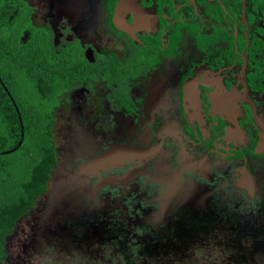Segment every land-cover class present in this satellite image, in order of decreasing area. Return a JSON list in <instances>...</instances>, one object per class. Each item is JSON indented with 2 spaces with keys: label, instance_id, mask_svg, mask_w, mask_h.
Listing matches in <instances>:
<instances>
[{
  "label": "flooded vegetation",
  "instance_id": "1",
  "mask_svg": "<svg viewBox=\"0 0 264 264\" xmlns=\"http://www.w3.org/2000/svg\"><path fill=\"white\" fill-rule=\"evenodd\" d=\"M12 4L41 54L0 65L35 75L58 157L30 227L105 264H264V0Z\"/></svg>",
  "mask_w": 264,
  "mask_h": 264
},
{
  "label": "trees",
  "instance_id": "2",
  "mask_svg": "<svg viewBox=\"0 0 264 264\" xmlns=\"http://www.w3.org/2000/svg\"><path fill=\"white\" fill-rule=\"evenodd\" d=\"M12 1L0 0V9L13 6ZM6 15L0 14V46L4 49L0 55L6 57L7 62L17 56L30 55L35 60L36 68L42 44L36 34L23 41L25 25L20 19L10 25H1ZM7 62L0 65V72L4 74V77L0 74L3 84L2 88L0 86V93H3L0 95V152L19 144L23 128L24 138L15 151L0 153V264H13L17 257L20 259L18 263L23 264L28 259L23 260L22 254L14 251V243L19 242L24 234L21 224L31 217L39 207L41 198L47 194L58 157L52 132L54 117L50 112L51 107L48 109L45 106L43 91L33 87L37 85L35 75L22 67L10 68L11 64ZM12 79L20 82L18 87L6 85ZM37 87H40L39 84ZM53 94L50 93L51 96ZM55 102L59 104L60 99ZM29 104L32 106L28 117ZM186 248L194 252L192 246Z\"/></svg>",
  "mask_w": 264,
  "mask_h": 264
},
{
  "label": "rangeland",
  "instance_id": "3",
  "mask_svg": "<svg viewBox=\"0 0 264 264\" xmlns=\"http://www.w3.org/2000/svg\"><path fill=\"white\" fill-rule=\"evenodd\" d=\"M60 143H62V141H60ZM39 209L40 207L35 209L31 214V217L21 224L20 228H22L24 234L21 236L19 242L16 241L14 243V251L17 254H22L24 260L28 259L26 260L28 264H105L107 262L110 254H103V258L98 259V250H96L98 252L95 250H91L89 252L87 251L85 254L80 256V254L84 251L82 250L79 251L77 255V250L75 248H78V246L73 238L71 239L72 236L70 235H68L67 238H61L53 235L52 237H49L50 239H46L43 238L42 234L39 235L40 233L37 229L35 232V230L30 227V223H28V221L32 218H38ZM26 251H28L29 255L26 254ZM186 251H189V248ZM178 255L181 257V252H179ZM164 256L165 254L163 250L160 251L159 256L156 255L157 259L161 260V262L172 257L170 256L165 259L163 258ZM202 256L203 255L200 253H195L190 257L191 260H187V263L191 264L195 259H199L198 262H202ZM213 256H215L214 253L209 254V258H213ZM92 258H95L96 260L91 261ZM151 259H153V261L151 260L150 263L153 262L155 264H159V261H156L154 256ZM222 259L226 258L223 256ZM19 261L20 259L17 257L15 264H20L18 263ZM175 264H186V261L176 260ZM223 264L229 263L223 262Z\"/></svg>",
  "mask_w": 264,
  "mask_h": 264
},
{
  "label": "water",
  "instance_id": "4",
  "mask_svg": "<svg viewBox=\"0 0 264 264\" xmlns=\"http://www.w3.org/2000/svg\"><path fill=\"white\" fill-rule=\"evenodd\" d=\"M21 123H22V127H24V126H23V121H22V119H21ZM23 138H24V128L22 129V139H21V141L19 142V144H18L15 148H13V149H10V150H7V151H3V152H0V153L8 154V153H11V152L15 151V150L18 149V147L22 144V142H23ZM120 153L123 154L122 156L128 157V156L131 155V154L142 153V151L137 150V149H129V148H125V149L120 150V152L118 153V155H121ZM114 155H115V153L113 152V156H114ZM113 156H111V155H109V156H107V157L103 156L102 159H100V160L97 162V164H96V162H94L93 165H91V166H93V167L103 166V168H104V167H107V168H108V167H110V166L121 165V162H122V161H121L120 159L115 158V156H114V157H113ZM107 164H109L110 166H108ZM88 167H90V166H89V165L84 166L85 169H88ZM90 168H91V167H90ZM258 251H259L258 249H255L254 252H253V254H255V253L258 252ZM10 264H12V263H10ZM13 264H15V263L13 262ZM23 264H28V263H27V261H23Z\"/></svg>",
  "mask_w": 264,
  "mask_h": 264
}]
</instances>
